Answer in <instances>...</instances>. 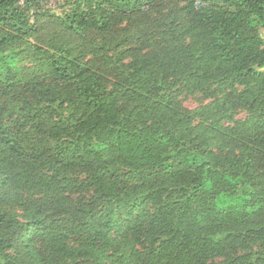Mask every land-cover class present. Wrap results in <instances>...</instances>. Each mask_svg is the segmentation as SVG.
Wrapping results in <instances>:
<instances>
[{"label": "trees", "instance_id": "trees-1", "mask_svg": "<svg viewBox=\"0 0 264 264\" xmlns=\"http://www.w3.org/2000/svg\"><path fill=\"white\" fill-rule=\"evenodd\" d=\"M46 2L0 0V264H264V0Z\"/></svg>", "mask_w": 264, "mask_h": 264}, {"label": "rangeland", "instance_id": "rangeland-1", "mask_svg": "<svg viewBox=\"0 0 264 264\" xmlns=\"http://www.w3.org/2000/svg\"><path fill=\"white\" fill-rule=\"evenodd\" d=\"M64 4H65V0H48V2H46L44 6H45L46 11H49V12H52L54 14L61 16L68 9V7H66ZM185 5H186V3H181V4L177 5V7L180 8V7H183ZM174 6L175 5L173 2L166 4L162 13H165L168 18L169 17H171V18L175 17L176 11H175ZM126 23L127 22L121 23L119 25L120 28H124L126 26ZM260 35L262 36V38H264V29L260 30ZM63 90H65V89H63ZM202 99H203V97L201 95L196 94V95H191V96H186V97L183 96L181 99V102L184 105V107H186L187 109L195 110L200 105H202V101H203ZM4 100L5 99H3L0 102V104H3ZM7 108H8L9 114H11V115L12 114H14V115L19 114V108L20 107H16V104H13V106H11V107L7 106ZM245 117H246L245 113H240V114L236 115L237 120L245 119ZM70 177L83 179L84 174H82L80 171H75V172L70 173ZM128 239L130 240L131 237L127 235L123 240H128ZM125 245L126 244L123 243V247L119 246L118 249L123 251L126 248ZM136 247L139 248L140 250H142L144 245L137 243ZM120 258H121V256H115L113 259V263L112 262H106V264H119L118 260H120Z\"/></svg>", "mask_w": 264, "mask_h": 264}]
</instances>
